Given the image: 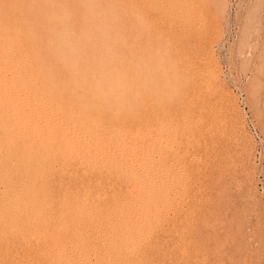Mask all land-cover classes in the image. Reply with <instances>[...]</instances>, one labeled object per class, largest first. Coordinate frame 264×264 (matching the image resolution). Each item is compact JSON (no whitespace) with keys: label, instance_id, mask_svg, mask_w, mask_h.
<instances>
[{"label":"bare ground","instance_id":"obj_1","mask_svg":"<svg viewBox=\"0 0 264 264\" xmlns=\"http://www.w3.org/2000/svg\"><path fill=\"white\" fill-rule=\"evenodd\" d=\"M166 1L148 0V3L151 8L159 5L165 10ZM48 2L6 0L0 3V264H150L149 253L144 248L155 236L154 223L167 210L171 194H177L180 188L181 177L176 172L178 167H174L176 161H171L169 156L174 155L177 143L182 141L179 134L186 133L191 126L188 121L187 126H181L180 114L178 117L170 114L168 118L148 114L153 98L144 99L141 119L138 96L122 110L98 106L75 89L70 74L61 65L58 68L64 76L54 78V69L46 67L44 52L37 41L39 27L46 25L42 10ZM71 3L75 6L76 0ZM130 8L133 6L122 11L126 14ZM144 15L149 24L148 14ZM154 15L157 14L154 12ZM129 33L123 36L121 46L123 49L124 45L127 55L123 56L121 48L120 55L132 69L144 54H139L136 47L124 39ZM196 56L199 59V55ZM211 75L218 80L214 72ZM228 103L233 109L229 97ZM239 132L242 134L241 130ZM179 165L185 168L184 161ZM162 230L158 228L160 235Z\"/></svg>","mask_w":264,"mask_h":264},{"label":"rangeland","instance_id":"obj_2","mask_svg":"<svg viewBox=\"0 0 264 264\" xmlns=\"http://www.w3.org/2000/svg\"><path fill=\"white\" fill-rule=\"evenodd\" d=\"M137 1L117 0L118 4L123 2L120 4L123 5V8L120 7L124 12L127 6H133V8L140 9L143 14H148L150 23L147 28L140 30L127 20V15L122 11L124 13L123 20L125 18L127 20V23L123 22L124 35L131 32L129 37L124 39L128 40L129 45L136 47L139 54H144L138 61L145 57L151 58L158 64L163 75L171 84L162 97L151 93L138 95L139 119L142 118L141 110L144 99L148 101L153 98L151 107L147 109L148 114H158V116L166 118L170 117V114H176L177 117L180 114L178 118H180L181 126H187L186 121L191 126L187 128L186 133L179 134V140L182 141L177 143L174 155L169 156L171 161H176L174 167L175 169L178 167L176 172L181 177L180 188L177 194H171L167 210L164 211L160 219H157L159 223L156 221L154 223L153 235L156 237L152 236L155 238H151L149 246L144 248L149 253L148 257H151L148 258L149 263L264 264V0H181L182 2L167 0L164 2L167 7L165 10L163 9L165 7L159 5L151 8L148 0H140L139 4ZM3 2L6 0H0V3ZM144 6L145 9L147 8L146 10ZM185 11H189L190 14ZM154 12L157 15L152 16ZM167 16H169V20ZM152 18L155 19L154 22L161 21V23L155 24ZM182 19L186 21L185 24ZM178 29L180 30L178 31ZM38 31L37 41L42 47V53L44 52L46 67L53 68L54 78L61 79L64 76L63 71L58 68L59 64L50 56L45 43L47 26L39 27ZM162 34L165 36L163 37ZM135 36L139 38L136 37V40ZM163 39L165 40L163 41ZM184 39L188 43H185ZM169 42L172 48L169 44L168 47L167 43ZM178 45L180 46L178 47ZM176 47L177 49H175ZM189 49L195 50V52ZM187 50L188 52H186ZM197 50L200 51L199 54ZM176 51L178 52L176 53ZM122 53L123 56L127 55L124 45ZM188 53H193V56ZM194 55H199V59L198 56L195 59ZM123 60L125 62V59ZM177 62L182 65H177ZM209 62L211 63L209 64ZM47 65L53 66L48 67ZM199 67L201 69H198ZM200 70L202 73H196ZM212 72L217 75L218 80L214 75H211ZM193 73L195 74L193 75ZM215 87L216 89H214ZM204 96L205 98H203ZM228 97L233 102V109L228 103ZM147 101L145 102L148 103ZM208 119L209 121H207ZM222 123L223 125H221ZM240 130L243 135L239 132ZM203 134H205L204 138ZM188 137L189 140H187ZM183 161L185 168L182 169L179 164ZM191 169L195 171L192 172ZM193 177L196 178L192 180ZM196 182L198 183L196 184ZM218 182L221 184H217ZM193 183L194 185H192ZM184 195L188 200H185ZM175 208L178 209L175 210ZM215 209L216 211H214ZM179 211L181 212L179 213ZM169 218L172 219V222ZM158 228L160 232L162 229L164 230H162L163 234L160 235ZM159 237L160 240H158ZM170 246L172 247L170 248ZM181 248L183 249L181 250ZM151 249L153 250L151 251ZM170 252H173L172 255ZM151 253L152 255H150ZM174 254L175 256H173Z\"/></svg>","mask_w":264,"mask_h":264},{"label":"clouds","instance_id":"obj_3","mask_svg":"<svg viewBox=\"0 0 264 264\" xmlns=\"http://www.w3.org/2000/svg\"><path fill=\"white\" fill-rule=\"evenodd\" d=\"M42 15L46 46L56 63L71 76L75 89L98 106L117 110L142 93L164 96L170 87L158 64L142 58L134 68L120 55L124 13L117 0H49ZM127 19L138 29L148 21L138 8Z\"/></svg>","mask_w":264,"mask_h":264}]
</instances>
